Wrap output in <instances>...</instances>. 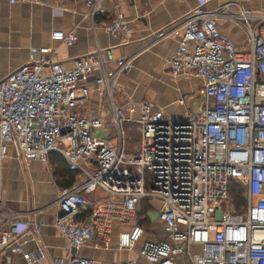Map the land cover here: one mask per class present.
<instances>
[{"label":"built area","instance_id":"obj_1","mask_svg":"<svg viewBox=\"0 0 264 264\" xmlns=\"http://www.w3.org/2000/svg\"><path fill=\"white\" fill-rule=\"evenodd\" d=\"M84 1L93 28L106 12L104 0ZM108 1L114 10L101 26L124 45L132 28L118 0ZM193 1L178 23L155 30L150 40L178 36L163 63L173 75L201 79L192 116H168L123 92L116 80L135 54H116L113 45H96L69 65L40 46L35 58L0 78V164L10 146L22 160L52 154L78 170L54 200L53 225L67 240L66 264H98L79 250L90 239L108 246L113 229L117 248L137 247L149 264H264V13L237 0L215 7ZM219 19L244 30L242 45L220 31ZM50 36L64 44L77 38L61 29ZM92 90L98 112L89 106ZM187 102L188 96L173 100ZM128 125L138 134L129 152ZM231 180L242 190L241 211L225 206ZM151 198L158 200L165 233L155 240L143 239L142 225L133 220L141 201ZM28 230L29 221L0 199V264L9 263V250L28 262L44 257L41 244L24 250L19 243ZM51 262L62 264L60 258Z\"/></svg>","mask_w":264,"mask_h":264},{"label":"crops","instance_id":"obj_2","mask_svg":"<svg viewBox=\"0 0 264 264\" xmlns=\"http://www.w3.org/2000/svg\"><path fill=\"white\" fill-rule=\"evenodd\" d=\"M226 1L228 0H207L204 4L215 7ZM237 1L254 11L264 13V0ZM102 3L106 12L96 16V23L92 28L84 0H31L14 3L0 0V78L22 63L35 58L40 46H50V56L69 65L71 58L92 50L96 45H113L116 54H135L131 68L120 74L116 80L123 92L137 101L146 100L155 106H161L168 116L180 117L184 111L190 115L189 100L192 98V102H199L200 98H196V95L201 79L197 76L171 74L172 82L179 92L176 97L188 96V102L186 106L171 103L176 97L169 102H162L155 93L157 81L162 80L158 72L163 68L168 70L163 60L176 48L178 36L170 35L152 44L150 40L155 30L167 24L178 23L194 1L118 0V9L132 28L130 41L124 45H118L117 38L103 30L101 22L106 20L114 9L108 0ZM217 25L236 45H242L245 32L240 26L223 19L217 20ZM56 29L64 32L72 30L77 38L70 44H64L51 38V32ZM90 96L89 106L96 112L99 104L97 91L92 90ZM70 167L63 158L52 154L48 155L46 160L25 161L15 157L13 149L8 147L7 154L0 164V199L9 210H15L22 219L29 221L28 232H24L18 240L22 248L29 250L39 243L44 253V257L36 256L28 262L21 253L9 250L8 264H52V258H60L62 264H66L67 240L55 229L53 221L57 211L54 200L58 189L68 186L61 172ZM77 178L78 172L74 181ZM100 193L96 190L95 195ZM152 200L154 199L145 201L151 205ZM157 206L158 204L156 208ZM147 211L139 215L145 216L146 219L142 238L155 240L164 237L161 220L158 217L156 222L150 223ZM86 212L87 208L80 216L84 217ZM156 223L159 224L157 227ZM116 231L117 229H113L108 246L90 239L82 245L79 253L93 258L98 264H126L129 260L135 261L134 264H149L138 254L137 247L117 248ZM161 233L164 235L161 236Z\"/></svg>","mask_w":264,"mask_h":264},{"label":"rangeland","instance_id":"obj_3","mask_svg":"<svg viewBox=\"0 0 264 264\" xmlns=\"http://www.w3.org/2000/svg\"><path fill=\"white\" fill-rule=\"evenodd\" d=\"M159 76L161 77L162 80H158L157 83V88L155 90V93L157 94V96L162 100V102H169L171 99L175 98L176 96H178L177 94L179 93L178 90L175 88V84L172 82L173 78L171 77V72L169 70H165V68L160 69L158 72ZM157 80V79H156ZM155 80V81H156ZM177 98V97H176ZM173 103V102H171ZM126 144H125V150L126 151H133L136 149L137 147V140H138V134L136 129L131 126L128 125L126 127ZM94 135H100L102 134V129L98 128L95 129L93 131ZM241 189V188H240ZM239 199V198H238ZM236 201L234 199V195L232 192L229 193V198L227 199V202L225 203V206L227 207V209H229L230 211H241L243 208L242 205V201L238 200L239 203L236 205L235 202ZM152 203L148 206V219L150 221V223H154L157 221L158 216H159V211L156 208V205L158 204V200L154 199L152 200ZM141 206V205H140ZM159 224L156 223V227ZM164 234L161 233V236H163ZM192 250L195 249V247L191 248Z\"/></svg>","mask_w":264,"mask_h":264},{"label":"trees","instance_id":"obj_4","mask_svg":"<svg viewBox=\"0 0 264 264\" xmlns=\"http://www.w3.org/2000/svg\"><path fill=\"white\" fill-rule=\"evenodd\" d=\"M77 172H78V170L75 169V168H72V167H70V169L65 168L64 170H62L61 174H63L62 177H63V180H64L66 185H70V184H72L74 182V179H75V177L77 175ZM241 191L242 190L240 189L239 183L237 181H235V180H231L230 181V185H229V193L230 192L233 193L234 199L236 200V201H234L236 205L239 203L238 200L242 201ZM145 200L146 199H143L141 201L140 204H142V206L138 210L137 215H136V222H138L140 225H142L143 229H146V226L144 224V222H146L145 221L146 219H144L145 216L144 217H140L139 215L144 213L146 210H148L147 208H148L149 204H147Z\"/></svg>","mask_w":264,"mask_h":264},{"label":"water","instance_id":"obj_5","mask_svg":"<svg viewBox=\"0 0 264 264\" xmlns=\"http://www.w3.org/2000/svg\"><path fill=\"white\" fill-rule=\"evenodd\" d=\"M196 98H200V94L197 93ZM191 100H192V98L189 100L191 103V114H190V116L195 114V112L197 111V106H198L197 101L194 103Z\"/></svg>","mask_w":264,"mask_h":264}]
</instances>
